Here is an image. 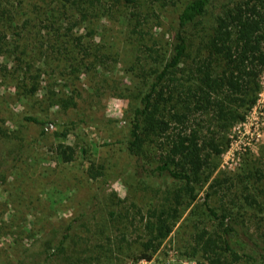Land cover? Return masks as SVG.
Returning a JSON list of instances; mask_svg holds the SVG:
<instances>
[{"label": "rangeland", "instance_id": "374dc122", "mask_svg": "<svg viewBox=\"0 0 264 264\" xmlns=\"http://www.w3.org/2000/svg\"><path fill=\"white\" fill-rule=\"evenodd\" d=\"M12 1L18 7L16 23L28 28L21 45L32 54L27 59L30 70L23 65L16 76H37L39 89L35 94L23 93L17 80L0 74V264H24L37 254L44 257L77 218L65 248L70 258L81 250L97 252L100 244L113 252L112 264H197L202 258L193 257L189 247L195 232L213 230L217 224L204 206L206 195L214 191L211 206L226 205L252 233L264 238V195L257 196V175L250 178V171L264 162V74L255 105L243 108L244 119L226 134L225 151L213 159L198 198L183 204L173 232L152 261L138 260L136 241L145 238L142 216L148 217L164 203L166 187L174 190L181 184L141 183L134 175L138 162L128 153L125 140L145 91L142 77L156 68L145 47L166 49L185 0H142L138 9L142 27L122 0H102L86 25L72 32L86 36V44L93 47V57L87 56L81 65L67 51L57 52L66 47V30L48 34L33 13V2ZM19 2H24L22 7ZM218 14L212 7L200 31L189 35L191 57L203 47ZM47 43L52 45L49 52H45ZM3 63L13 72L12 60ZM26 116L48 121L51 127L42 134L24 120ZM59 143L76 149L73 163L63 164L57 158ZM159 153L154 150L151 155L159 159ZM91 164L100 173L97 179L87 173ZM260 169L264 171V166ZM214 179L221 184L211 189Z\"/></svg>", "mask_w": 264, "mask_h": 264}, {"label": "trees", "instance_id": "16d2710c", "mask_svg": "<svg viewBox=\"0 0 264 264\" xmlns=\"http://www.w3.org/2000/svg\"><path fill=\"white\" fill-rule=\"evenodd\" d=\"M101 1L30 0L33 13L36 12L40 24H44L43 30L54 35L66 30L63 37L67 48L62 51L60 46L57 52L63 55L67 51L77 65L87 56L93 57L94 51L86 44V36L72 32L75 27L86 25L91 12L99 10L95 7L102 6ZM141 1L122 0L140 27ZM24 2H19V6ZM16 5L12 0H0V74L8 73L12 80H17L23 93L35 94L39 89L37 76H16L23 65L29 70L32 66L27 60L32 54L21 45L28 28L16 23ZM212 7L219 10L214 26L203 39L198 54L191 57V36L200 31ZM174 31L163 52L145 47L156 68L142 77L145 91L140 107L128 124L125 140L128 153L138 162L134 175L141 183L171 180L181 184L174 190L166 187L164 203L154 208L148 217L142 216L141 220H146L145 232L141 229L145 238L136 241L139 247L134 253L139 254L138 260L145 261H152L162 241L173 232L183 204L198 198L199 185L208 180L210 175L203 178L213 159L225 151L226 134L236 122L244 119L241 110L252 108L257 101L264 74V0H185ZM11 35L16 37L14 41ZM41 39L46 41L47 37L43 35ZM51 46L47 43L45 52H49ZM6 60L14 63L13 72L8 62L3 63ZM24 120L36 125L42 134L51 127L50 122L38 117L26 116ZM154 150H160L159 159L151 155ZM55 154L61 163L71 164L77 151L59 143ZM260 165L264 166V162ZM260 165L250 171V178L251 175L258 178V197L264 195V171ZM87 173L91 179L100 177L92 164ZM220 184V179H214L210 187L217 188ZM213 194L206 195L204 206L217 224L213 230L205 227L195 232L189 247L193 257L202 258L197 264H264V238L252 233L226 205L221 209L211 206L209 200ZM78 220L70 221L50 253L44 257L34 255L32 261L24 264H92L95 259L97 264H112L113 252L109 254L100 244L95 247L97 252L81 250L72 258L68 257L65 248ZM122 238V241L127 240L126 236Z\"/></svg>", "mask_w": 264, "mask_h": 264}]
</instances>
